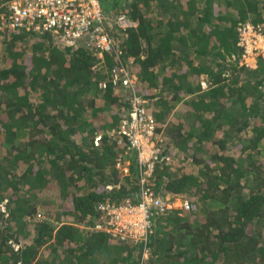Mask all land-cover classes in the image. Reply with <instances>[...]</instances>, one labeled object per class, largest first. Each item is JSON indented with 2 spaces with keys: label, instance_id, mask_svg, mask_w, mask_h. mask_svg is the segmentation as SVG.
<instances>
[{
  "label": "trees",
  "instance_id": "16d2710c",
  "mask_svg": "<svg viewBox=\"0 0 264 264\" xmlns=\"http://www.w3.org/2000/svg\"><path fill=\"white\" fill-rule=\"evenodd\" d=\"M100 4L136 22L102 57L0 22V264H140L144 250L143 264H264V58L240 63L237 44L240 24L264 23V0ZM121 64L171 156L151 189L191 208L155 213L145 244L88 228L99 203L139 199L136 152L109 134L129 108L112 83Z\"/></svg>",
  "mask_w": 264,
  "mask_h": 264
},
{
  "label": "built area",
  "instance_id": "2783aa9c",
  "mask_svg": "<svg viewBox=\"0 0 264 264\" xmlns=\"http://www.w3.org/2000/svg\"><path fill=\"white\" fill-rule=\"evenodd\" d=\"M0 22L11 31L50 33L63 46L82 41L99 57L115 49L113 31L136 26V22L124 13H105L100 0H8L4 3ZM263 31L264 27L254 26L250 22L238 26L237 44L243 48L240 63L253 67L257 64L258 55L264 58ZM246 55L248 58H245ZM112 73L113 85L127 88L131 94L128 110L121 117L117 128L109 134L119 143L126 141L136 152L140 168L139 199L135 203L130 199L120 203H99V219L88 228L110 233V239L117 243L145 244L155 213H165L174 207L169 199H161L155 194L149 181L155 164H170L171 156L162 153L166 137L158 130L159 124L148 106V100L136 92L134 75L123 64L113 68ZM100 85L106 86L105 82ZM100 138L101 135L95 137V143ZM151 138H156L157 142L148 146ZM181 208L188 211L190 204L184 200ZM145 255L146 250L142 256Z\"/></svg>",
  "mask_w": 264,
  "mask_h": 264
},
{
  "label": "rangeland",
  "instance_id": "374dc122",
  "mask_svg": "<svg viewBox=\"0 0 264 264\" xmlns=\"http://www.w3.org/2000/svg\"><path fill=\"white\" fill-rule=\"evenodd\" d=\"M247 22V21H246ZM260 26H262V27H264V23L263 24H261ZM133 28V27H132ZM126 29H128V28H125V29H118V30H115V31H113V32H120V31H122V30H126ZM264 32V31H263ZM112 34V33H111ZM53 38V37H52ZM79 45H84V47L85 48H87V49H89L82 41H74L70 46H79ZM114 45H115V43H114ZM115 50V49H114ZM113 51V50H112ZM243 57V56H242ZM248 58V56L246 55L245 56V58ZM244 58V59H245ZM125 67L127 68V70L132 74V75H134V77H135V80H134V85H135V90H136V92L138 93V94H140L142 97H144L141 93V90H139L140 89V83L138 82V79H137V75L134 73L135 72V70L133 69V67L131 66V65H129V64H125ZM254 68L255 67H257V64H256V66H253ZM203 85V87H205L206 85L205 84H202ZM125 90H127V92H128V100H129V97H130V94H131V92H130V90L129 89H127V88H124ZM144 98H146V97H144ZM147 99V98H146ZM147 100H149V99H147ZM152 109V108H151ZM126 112V111H125ZM125 112H120L121 113V117L122 116H124L125 115ZM173 119V118H172ZM156 121H157V119H156ZM158 122V121H157ZM118 126V125H117ZM117 128V127H116ZM115 128V129H116ZM115 129H113V130H115ZM113 130H111V131H113ZM110 131V132H111ZM156 142H157V139L156 138H151L149 141H148V146H150V144H156ZM157 146V145H156ZM156 146H154V147H156ZM234 151H236L237 153H238V147H235L234 149H233V151H232V153H234ZM178 162V161H177ZM121 169L123 168V167H120ZM196 168H192V171H194ZM191 170V169H190ZM124 171H127V168L126 167H124ZM166 199H169L172 203H174V207H173V209H178V208H180V209H182L181 208V204H182V202L184 201L183 200V197L181 196V197H176V198H174L173 199V201L170 199V197L167 195L166 196ZM191 209V208H190ZM112 241V240H111ZM148 257H149V255H148V253H147V256L145 255V257H143L142 256V259H141V263L140 264H143V261L145 260H147L148 259Z\"/></svg>",
  "mask_w": 264,
  "mask_h": 264
}]
</instances>
